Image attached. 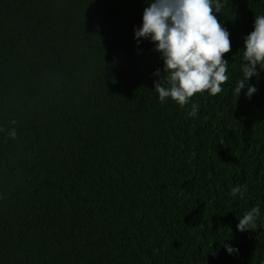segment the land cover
I'll return each instance as SVG.
<instances>
[{"label":"trees","instance_id":"1","mask_svg":"<svg viewBox=\"0 0 264 264\" xmlns=\"http://www.w3.org/2000/svg\"><path fill=\"white\" fill-rule=\"evenodd\" d=\"M145 7L0 0V264H264V70L233 92L264 0L217 14L229 80L183 108L159 102L163 63L134 39Z\"/></svg>","mask_w":264,"mask_h":264},{"label":"clouds","instance_id":"2","mask_svg":"<svg viewBox=\"0 0 264 264\" xmlns=\"http://www.w3.org/2000/svg\"><path fill=\"white\" fill-rule=\"evenodd\" d=\"M141 26L134 29V39L149 40L163 63L161 70L153 73L159 77L153 89L159 102L170 99L183 108L196 94L216 96L223 92V85L229 80V62L225 54L231 52L230 33L217 19L228 0H144ZM241 76L233 89L239 98L241 91L250 98L256 91L249 79L258 77L264 70V14L254 17L253 30L244 37ZM199 106L192 104L190 117H195ZM13 120L11 124H15ZM4 129L0 128V132ZM8 135L15 139L16 131L9 129ZM244 189L237 185L231 195L243 196ZM260 214L259 206L248 210L238 219L237 231L246 232L256 228ZM226 252L238 251L225 245Z\"/></svg>","mask_w":264,"mask_h":264}]
</instances>
